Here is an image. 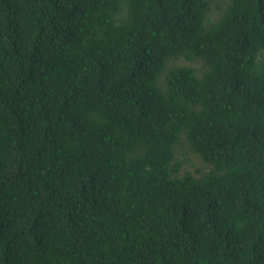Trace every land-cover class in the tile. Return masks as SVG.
<instances>
[{
  "label": "trees",
  "instance_id": "16d2710c",
  "mask_svg": "<svg viewBox=\"0 0 264 264\" xmlns=\"http://www.w3.org/2000/svg\"><path fill=\"white\" fill-rule=\"evenodd\" d=\"M210 2L0 0V264H264V0Z\"/></svg>",
  "mask_w": 264,
  "mask_h": 264
},
{
  "label": "rangeland",
  "instance_id": "374dc122",
  "mask_svg": "<svg viewBox=\"0 0 264 264\" xmlns=\"http://www.w3.org/2000/svg\"><path fill=\"white\" fill-rule=\"evenodd\" d=\"M230 4V0H211L210 6L206 13V22H215L219 20ZM185 65L193 67L196 72L201 75L208 70L209 65L202 58L187 59L184 56L171 58L167 61V70L173 66ZM166 73L160 77V85L166 88ZM175 162L180 164L177 174L183 175L187 172L199 177L211 172L214 167L210 163L204 161L202 157L193 151L188 142L185 133L182 134L179 142L175 147Z\"/></svg>",
  "mask_w": 264,
  "mask_h": 264
}]
</instances>
